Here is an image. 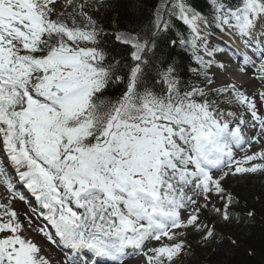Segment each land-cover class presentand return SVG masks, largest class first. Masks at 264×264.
Listing matches in <instances>:
<instances>
[{
    "label": "snow or ice",
    "instance_id": "snow-or-ice-1",
    "mask_svg": "<svg viewBox=\"0 0 264 264\" xmlns=\"http://www.w3.org/2000/svg\"><path fill=\"white\" fill-rule=\"evenodd\" d=\"M55 5L0 0V264H175L188 229L205 246L224 239L202 213L234 227L226 181L264 175V0H207L206 13L164 0L152 27L124 31L84 2L82 25ZM173 17L188 34L170 40ZM249 73L251 93L236 83Z\"/></svg>",
    "mask_w": 264,
    "mask_h": 264
},
{
    "label": "trees",
    "instance_id": "trees-1",
    "mask_svg": "<svg viewBox=\"0 0 264 264\" xmlns=\"http://www.w3.org/2000/svg\"><path fill=\"white\" fill-rule=\"evenodd\" d=\"M197 9L207 12L205 0H189ZM157 0H113L111 13L115 14V24L122 25L120 30L138 26L147 30L153 26V11ZM134 5V7H133ZM172 31L166 39L175 40L178 33L188 34L184 24L175 17L172 18ZM167 52L169 48L162 45ZM173 55L181 53L178 46L172 48ZM179 59V57H177ZM187 60V55L184 56ZM247 188L241 204L232 210L240 213L238 224L230 229L216 225L217 232L224 239H217L205 246L199 237L191 236L192 250L189 257L179 264H264V175H256L245 181ZM253 211L252 217L246 215ZM229 237L236 240L233 246Z\"/></svg>",
    "mask_w": 264,
    "mask_h": 264
},
{
    "label": "rangeland",
    "instance_id": "rangeland-1",
    "mask_svg": "<svg viewBox=\"0 0 264 264\" xmlns=\"http://www.w3.org/2000/svg\"><path fill=\"white\" fill-rule=\"evenodd\" d=\"M85 1L86 0H72L71 4H69L68 0H56V5H55L56 11L58 13L61 12V11L64 12L65 13V17L69 18V20H70V18L72 16H75L76 19H77V23L82 25L84 23H87V21H86V19L83 16L78 15V13L80 12V8H79L80 4L82 2L85 3ZM106 2L107 3H105L102 7L98 8L99 11H94V10L88 11V14L93 16V18L97 20L98 25L100 27H105V28H107V26H109V25H113V19L116 18L115 14H111V12L109 11L110 10V5H111L110 1L107 0ZM163 3H164V0H161L160 2H158V4H161V5ZM158 4H157V6H158ZM156 10H157V7H156ZM156 10H155V16H157ZM84 11H86V10L84 9ZM53 18H55V17H53ZM219 54L220 53H218V55ZM239 54H241V53L237 52V54H234V55L238 56ZM250 75H251V73H249L248 75H243V76L237 77V79H236V83L238 85L242 84L243 87L245 89H247V91L249 93L253 92L256 88L260 87V82L258 80H256V79L250 78ZM255 147L256 146H254V149H255ZM241 180H243V178L242 177H238V176L237 177H233V178H229L226 181V184L228 185L229 189H233L234 193H236L237 195H239L243 199V196H241V194H239V193L242 192L243 190H245L246 185H242L241 186V184H242ZM213 202L216 203L215 200ZM15 209L20 214L21 219H24V213H26V212L28 213V211L25 208H23V204H19L18 206H16ZM35 222L39 226H42L38 221H35ZM35 228L36 227L33 225V229H35ZM190 230H192V229H190ZM31 235H32V238L37 243L42 244L45 249L49 250L48 251L49 255H51L53 257H57V254L61 255L59 250L56 249L54 246H52L50 244L48 246L46 243H44L42 241V238L38 235V233L36 231L32 232ZM152 246H155V244H151L149 247H152ZM52 249L55 250V251H53L55 254H52ZM61 257H62V255H61ZM182 257L183 256L181 255L177 259L182 258ZM136 260H137V262L139 264H143V260L142 259L141 260L136 259ZM137 262H135V263H137Z\"/></svg>",
    "mask_w": 264,
    "mask_h": 264
},
{
    "label": "bare ground",
    "instance_id": "bare-ground-1",
    "mask_svg": "<svg viewBox=\"0 0 264 264\" xmlns=\"http://www.w3.org/2000/svg\"><path fill=\"white\" fill-rule=\"evenodd\" d=\"M161 0H159V2H160ZM161 7V4H158V6H157V10L159 9ZM157 10H156V13H157ZM240 76H243V75H239L238 77H240ZM57 257H61V255H59V254H57Z\"/></svg>",
    "mask_w": 264,
    "mask_h": 264
}]
</instances>
